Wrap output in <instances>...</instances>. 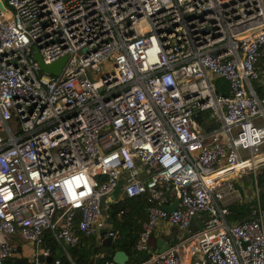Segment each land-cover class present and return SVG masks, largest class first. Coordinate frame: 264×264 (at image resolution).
Instances as JSON below:
<instances>
[{
    "label": "built area",
    "instance_id": "1",
    "mask_svg": "<svg viewBox=\"0 0 264 264\" xmlns=\"http://www.w3.org/2000/svg\"><path fill=\"white\" fill-rule=\"evenodd\" d=\"M0 2V264L14 234L73 246L96 233L115 189L148 202L135 249L150 251L159 222L199 215L193 264H264V92L252 83H264V0ZM35 49L44 63L66 55L60 71L42 70ZM247 171L253 205L228 221ZM180 243L136 264H183Z\"/></svg>",
    "mask_w": 264,
    "mask_h": 264
},
{
    "label": "trees",
    "instance_id": "2",
    "mask_svg": "<svg viewBox=\"0 0 264 264\" xmlns=\"http://www.w3.org/2000/svg\"><path fill=\"white\" fill-rule=\"evenodd\" d=\"M252 83L256 93L261 94V83L256 80H253ZM213 85L217 93L227 94V82L223 77L216 76L213 79ZM202 117L208 121L206 126H212L218 122L216 116L209 109L202 112ZM255 176L258 187V198L261 205L264 206V165L258 167ZM234 185H236V183ZM117 193L118 189H115L110 196L101 199L100 212L103 215L105 225L91 235L86 236L79 234L77 243L73 246L66 247V252L72 263L100 264L102 261L95 263L94 257L89 255L94 249V240H99L107 231L112 233V235H110L112 239V248L122 249L126 253L127 259L125 264H136L149 257V251L137 250L134 248V241L141 228V223L146 219L148 202L142 195H121L116 198L115 196ZM253 202V198L241 201H230L227 204L229 210L226 217L227 220L234 221L247 217ZM41 247L48 250V254L52 257L51 264H55V259H58L56 264H72L62 252L60 245L50 232H44ZM96 248L97 246H95V249ZM105 258L112 260L111 254H108ZM2 264H27V261L24 257H9ZM112 264L115 263L112 261Z\"/></svg>",
    "mask_w": 264,
    "mask_h": 264
},
{
    "label": "crops",
    "instance_id": "3",
    "mask_svg": "<svg viewBox=\"0 0 264 264\" xmlns=\"http://www.w3.org/2000/svg\"><path fill=\"white\" fill-rule=\"evenodd\" d=\"M261 85H262V86H260L261 92H264V87H263L264 83ZM236 184H239V183L237 182ZM236 187H238V186H236ZM239 189L240 188H238L237 190H239ZM239 193H240V190H239ZM121 195H124V194L117 193L115 197L118 198ZM250 198H251V196H250ZM173 200L174 199H172V201ZM241 200H244V196L242 197V195L240 193V197L238 199L232 200V201H241ZM200 226H201V219H200L199 215H195L194 217H192L188 226L185 228H179L175 225L161 221L156 226L157 229L154 231L153 244H152V247H150V251H153V249L155 247L154 246L155 239L158 237L162 238L164 240V242H166L167 245H171L174 243L181 242L178 245L177 250L181 255L183 264H193L196 260L199 259V253L197 252L198 250L196 248L195 241L188 238V231H189V233L196 231ZM100 239H101V237L99 238V240H97V239L94 240L96 244L94 243V249L92 250V252L89 255V256L94 257V262H95V257L98 254H100V243H99ZM10 242L12 244V250H11V254L7 258H9V257H11V258L24 257L27 261V264H28L29 259L31 257L35 256L37 253L43 254L42 253L43 249H45V248L41 247V245L31 244L30 242L21 238L18 234L12 235L10 237ZM67 246L68 245H66V244L60 245L62 252L66 255V257L72 263L68 253L66 252ZM95 246H97L96 249H95ZM112 250H113V248L111 247L110 253H108V254H111ZM103 260H104V258L96 261L95 263H98L99 261H103ZM101 263L102 262H100V264Z\"/></svg>",
    "mask_w": 264,
    "mask_h": 264
},
{
    "label": "water",
    "instance_id": "4",
    "mask_svg": "<svg viewBox=\"0 0 264 264\" xmlns=\"http://www.w3.org/2000/svg\"><path fill=\"white\" fill-rule=\"evenodd\" d=\"M3 8L4 7H3L2 3L0 2V9H3ZM33 57L35 58L38 66L42 70H44L46 72H50L52 74H57L60 71V68H61V66L65 60L66 55L59 56L56 59H54L48 63H44V62H42L38 51L35 49ZM176 203H177V198H174V200L171 203L165 205L164 207L167 210H171L176 206ZM99 243H100V254H98L95 257V262L100 260V259L105 258L107 256V254L110 253V249L112 247L111 236L105 235V236L101 237ZM154 246H155L153 249L154 252L162 251L168 247L166 242H164V240L160 237L155 239ZM34 258L38 262H40L41 264H51V261H52V257L49 254L37 253L34 256ZM111 258L115 264H125V261L127 259V255L122 249H113L112 253H111Z\"/></svg>",
    "mask_w": 264,
    "mask_h": 264
},
{
    "label": "rangeland",
    "instance_id": "5",
    "mask_svg": "<svg viewBox=\"0 0 264 264\" xmlns=\"http://www.w3.org/2000/svg\"><path fill=\"white\" fill-rule=\"evenodd\" d=\"M98 74H99V72H98ZM197 117H199V115H196V117H195L196 120L198 121V118ZM261 120H263V119L262 118H259L257 120V122H261ZM198 128H199V130L202 133H204L205 130H206V127L203 124H199L198 125ZM206 141H207V139L204 138L202 140V143H205ZM250 174H251L250 171H247L246 173H243V174H241L239 176H235L233 178V180H232L234 182V184L237 183V182L239 183V184H236L235 186H238V188H240L239 189L240 190V193H241L242 197L244 196V199L245 200H247L248 198H250L251 193L253 191V180H252V177H251ZM156 229H157L156 226H154V227H152L150 229L149 237H148L147 242H146L149 247H152L153 238H154L153 235H154V231Z\"/></svg>",
    "mask_w": 264,
    "mask_h": 264
}]
</instances>
